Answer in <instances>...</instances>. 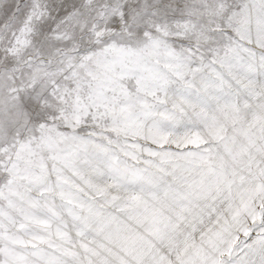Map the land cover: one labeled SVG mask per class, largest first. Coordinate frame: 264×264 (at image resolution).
Wrapping results in <instances>:
<instances>
[{"label":"snow or ice","instance_id":"obj_1","mask_svg":"<svg viewBox=\"0 0 264 264\" xmlns=\"http://www.w3.org/2000/svg\"><path fill=\"white\" fill-rule=\"evenodd\" d=\"M0 264H264V0H0Z\"/></svg>","mask_w":264,"mask_h":264}]
</instances>
